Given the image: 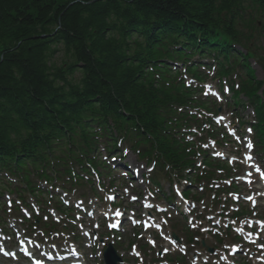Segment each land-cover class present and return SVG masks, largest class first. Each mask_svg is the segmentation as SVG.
I'll return each instance as SVG.
<instances>
[{"label":"trees","instance_id":"16d2710c","mask_svg":"<svg viewBox=\"0 0 264 264\" xmlns=\"http://www.w3.org/2000/svg\"><path fill=\"white\" fill-rule=\"evenodd\" d=\"M241 11L256 19L264 0H0V163L18 150L36 169L48 152L39 146L70 131L72 119L82 114L80 129L90 130L94 112L84 104L96 97L103 110H118L117 118L131 114L133 126L154 137L150 145L177 159L159 135L167 117L175 128L187 122L176 108L190 105L191 90L170 82L166 62H183L172 41L177 36L206 53L216 32L238 35L250 20ZM213 43L223 57L229 45ZM77 64L80 88L66 82Z\"/></svg>","mask_w":264,"mask_h":264},{"label":"snow or ice","instance_id":"6c2138e0","mask_svg":"<svg viewBox=\"0 0 264 264\" xmlns=\"http://www.w3.org/2000/svg\"><path fill=\"white\" fill-rule=\"evenodd\" d=\"M210 87V86H209ZM207 94V93H206ZM249 131H250V129H249ZM247 147H252V145H251V143H249L248 145H247ZM250 158V157H249ZM262 178H264V174H262ZM125 191H127V190H125ZM133 200H135L136 199V197H133L132 198ZM246 199H252L251 197H246ZM255 203V201L253 200V204ZM121 213H119V212H117V215H120ZM262 225H264V222H260ZM113 227H115V225H112ZM253 243H255V241H252ZM260 247H262V248H264V245H260ZM37 264H39V262H37Z\"/></svg>","mask_w":264,"mask_h":264},{"label":"rangeland","instance_id":"374dc122","mask_svg":"<svg viewBox=\"0 0 264 264\" xmlns=\"http://www.w3.org/2000/svg\"><path fill=\"white\" fill-rule=\"evenodd\" d=\"M256 78L259 80V79H261L262 77H263V75L261 74V72H260V70L258 71V70H256ZM239 103V101L235 98V104L237 105ZM129 159L130 160H132V157H129ZM122 194H123V191H120ZM125 203L127 204V202L125 201ZM259 214H261V212L259 213ZM263 216H264V214H263ZM87 259H89V257L87 256Z\"/></svg>","mask_w":264,"mask_h":264}]
</instances>
